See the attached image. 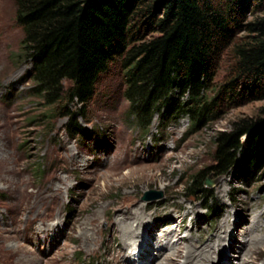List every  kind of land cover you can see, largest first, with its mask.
Masks as SVG:
<instances>
[{"label": "rangeland", "instance_id": "obj_1", "mask_svg": "<svg viewBox=\"0 0 264 264\" xmlns=\"http://www.w3.org/2000/svg\"><path fill=\"white\" fill-rule=\"evenodd\" d=\"M260 17L262 12L251 11L245 23ZM23 39L15 0H0V264H122L130 256L129 264H159L161 254L175 249L185 257L191 243L213 246L203 264H264V157L247 181L238 173L207 178L213 209L183 190L190 175L214 164L220 133L264 118V98L223 103L218 117L199 131L187 116L167 119L158 112L145 130L116 65L80 119L90 135L71 137L68 118L33 94ZM233 67L232 54L225 52L216 91ZM175 97L180 100L178 91ZM147 194L162 196L145 200ZM125 203L145 219L129 240L121 233L126 211L118 209ZM253 225L261 244L242 261ZM171 228L176 234L163 240ZM172 261L184 259L173 254Z\"/></svg>", "mask_w": 264, "mask_h": 264}, {"label": "trees", "instance_id": "obj_2", "mask_svg": "<svg viewBox=\"0 0 264 264\" xmlns=\"http://www.w3.org/2000/svg\"><path fill=\"white\" fill-rule=\"evenodd\" d=\"M15 2L24 33L22 56L33 66V94L68 118L65 130L71 137L90 135L80 119L116 65L145 130L158 112L167 119L187 116L192 130L199 131L218 117L223 103L264 98V0ZM251 11L263 17L245 23ZM243 31L248 36L238 38ZM228 51L233 75L216 91V71ZM75 103L80 108L71 111ZM215 145L214 164L190 175L183 188L189 197L205 200L206 209H213L214 201L206 186L210 175L238 173L247 181L261 165L264 118L242 120L233 131L220 133Z\"/></svg>", "mask_w": 264, "mask_h": 264}, {"label": "bare ground", "instance_id": "obj_3", "mask_svg": "<svg viewBox=\"0 0 264 264\" xmlns=\"http://www.w3.org/2000/svg\"><path fill=\"white\" fill-rule=\"evenodd\" d=\"M125 205H126V203L124 205L123 204L120 205L118 209L120 211H122V210L126 211L125 213H122L123 214L122 215V220H123L122 227H123V229L121 230V233H123L122 235H123L124 239L129 240V239H132V236L135 234V232H137V230H139L144 225L145 219L142 216L141 210H138V211L133 213L130 211V205H126V206ZM147 207H148V205L144 204V208L146 209ZM131 220L134 221L133 223L137 224L136 230H133V228H134L133 223H128ZM256 229H257V225H253L250 227V230H248L249 232H247L248 233L247 235L250 237V240L247 241L248 249L245 251V254L240 255L242 261L244 259L243 257L251 255V253L255 252L258 249V245L260 246V244H261L260 240H258V235L256 233ZM174 234H176V231L171 228V229L167 230L166 233H163L162 239L166 241V240H168V238L171 235H174ZM163 242L160 245H163ZM195 244H193V243L190 244V246L187 249V253H186L185 257L182 256V252L178 251V249H175L172 252V255L174 254V256H176L177 258L184 259L183 264H203L204 262H206V260L210 259V255H212V253H213V251H212L213 246L211 247L208 245L202 249L201 247L196 246ZM217 244L219 245V243H216V245ZM172 255L168 254L166 252L161 254L162 258L160 259L161 261H159V264H164V263L176 264V262L172 261ZM126 258H127L126 259L127 261L122 262V264H129L128 261H133L131 256L129 258L128 257H126ZM140 263L144 264V262H140ZM178 264H179V262H178Z\"/></svg>", "mask_w": 264, "mask_h": 264}, {"label": "water", "instance_id": "obj_4", "mask_svg": "<svg viewBox=\"0 0 264 264\" xmlns=\"http://www.w3.org/2000/svg\"><path fill=\"white\" fill-rule=\"evenodd\" d=\"M206 184L210 185L211 184V181L210 180H207ZM161 196H162V194H160L158 197H161ZM158 197H154V196H152V194H147L144 199L145 200H148V199L151 198L153 200H156V199H158Z\"/></svg>", "mask_w": 264, "mask_h": 264}]
</instances>
